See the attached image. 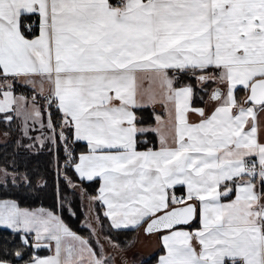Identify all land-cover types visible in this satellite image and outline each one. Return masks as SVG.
<instances>
[{
  "label": "snow or ice",
  "instance_id": "1",
  "mask_svg": "<svg viewBox=\"0 0 264 264\" xmlns=\"http://www.w3.org/2000/svg\"><path fill=\"white\" fill-rule=\"evenodd\" d=\"M0 121V264H264V0H0Z\"/></svg>",
  "mask_w": 264,
  "mask_h": 264
},
{
  "label": "trees",
  "instance_id": "2",
  "mask_svg": "<svg viewBox=\"0 0 264 264\" xmlns=\"http://www.w3.org/2000/svg\"><path fill=\"white\" fill-rule=\"evenodd\" d=\"M157 114L158 111L155 109V112H153V109L151 107L146 109L144 112L145 118L150 123H154V115ZM5 128L6 125L2 121H0V130L4 131ZM3 152L4 150L0 148V155H3ZM48 167L51 170V165H49ZM69 174L72 176L74 181L80 183L78 177L74 174V172L70 170ZM48 179H49L48 187L42 193H40L38 197L29 198L25 201H22V205L26 207H47V208L56 207L57 210L61 211L63 218L69 224V226L73 228V230L79 232L82 235H87V230L84 229L83 227V223L86 215V209H85L86 203H88L86 196H82L79 189L74 190L70 188L65 182L62 181L60 185L61 193L64 197H66V200L63 208L60 209L54 187V180H55L54 171L51 172V175L48 177ZM83 187L87 189L88 194H95L97 184L95 182L92 183L84 182ZM69 205L71 206V211L69 210ZM72 211L76 212L75 217L72 216ZM6 235H8L7 232H0V236H6ZM39 254L42 255L45 253L40 252Z\"/></svg>",
  "mask_w": 264,
  "mask_h": 264
},
{
  "label": "crops",
  "instance_id": "3",
  "mask_svg": "<svg viewBox=\"0 0 264 264\" xmlns=\"http://www.w3.org/2000/svg\"><path fill=\"white\" fill-rule=\"evenodd\" d=\"M155 109L158 111L159 115H163V109L157 105L155 107ZM137 252L141 253V254H146L148 256H151L155 253H157L158 249L156 248V241L154 238H147V237H141V243L140 245H138L137 249H136ZM40 252L42 253H45V254H42V255H47L49 254L46 250H41Z\"/></svg>",
  "mask_w": 264,
  "mask_h": 264
},
{
  "label": "rangeland",
  "instance_id": "4",
  "mask_svg": "<svg viewBox=\"0 0 264 264\" xmlns=\"http://www.w3.org/2000/svg\"><path fill=\"white\" fill-rule=\"evenodd\" d=\"M158 115H159V113H158ZM2 133H3V130H0V144L4 143V137H3ZM87 205H88V203H86V208L85 209H87ZM142 255L146 256V257H150V256H148L146 254H142Z\"/></svg>",
  "mask_w": 264,
  "mask_h": 264
}]
</instances>
